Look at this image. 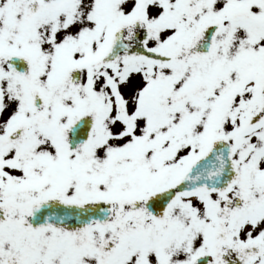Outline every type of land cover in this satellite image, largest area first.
<instances>
[{
	"label": "snow or ice",
	"instance_id": "snow-or-ice-1",
	"mask_svg": "<svg viewBox=\"0 0 264 264\" xmlns=\"http://www.w3.org/2000/svg\"><path fill=\"white\" fill-rule=\"evenodd\" d=\"M0 264H264V0H0Z\"/></svg>",
	"mask_w": 264,
	"mask_h": 264
}]
</instances>
